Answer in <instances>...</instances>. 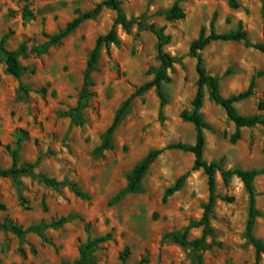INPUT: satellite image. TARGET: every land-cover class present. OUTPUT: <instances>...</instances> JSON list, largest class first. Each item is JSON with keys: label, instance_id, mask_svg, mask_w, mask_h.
I'll return each mask as SVG.
<instances>
[{"label": "rangeland", "instance_id": "obj_1", "mask_svg": "<svg viewBox=\"0 0 264 264\" xmlns=\"http://www.w3.org/2000/svg\"><path fill=\"white\" fill-rule=\"evenodd\" d=\"M104 0H0V41L27 52L21 57L23 76L7 71L0 52V167L12 165L19 150L20 167L34 165L33 173L0 178V223L12 220L27 230L22 237L0 228V264H75L88 243L108 237L89 252L86 264H254L256 249L249 237L251 197L244 182L233 176L228 184L216 173V202L212 232L202 247L184 246L170 237L188 230V240L203 236L200 225L209 201L208 177L193 171L185 186L165 201L167 190L191 170L195 156L179 149L163 152L145 175L141 188L114 203L130 181L135 166L152 150L173 144H195L194 124L181 118L192 109L198 90L197 59L192 43L209 35L215 20L218 33L243 24L248 41H215L201 52L210 75L220 78V91L231 97L246 91L255 78L254 95L236 104L247 116L263 115L264 53L250 46L264 45V0H121L126 16L164 28L171 37L164 51L176 58L163 84L166 103L157 88L135 97L112 136V147L102 152L107 130L124 103L160 67L159 39L135 26H117L119 42L104 46L91 71L89 96L77 111L85 73L98 37L112 29L117 13L104 9L85 21L61 44L53 36L75 17ZM176 3L186 17L173 22L165 13ZM202 109L204 158L222 170L264 169V126L240 129L205 89ZM23 131L28 133L23 137ZM21 139V140H20ZM42 176L65 182L52 186ZM70 183L88 197L74 192ZM260 212L253 235L264 242V174L255 180ZM65 219L64 222H61ZM35 227L31 230L30 228ZM40 229V230H39ZM129 249L122 259L123 251ZM264 264V256L260 260Z\"/></svg>", "mask_w": 264, "mask_h": 264}, {"label": "trees", "instance_id": "obj_2", "mask_svg": "<svg viewBox=\"0 0 264 264\" xmlns=\"http://www.w3.org/2000/svg\"><path fill=\"white\" fill-rule=\"evenodd\" d=\"M229 3L232 7L236 8L237 2L236 0H229ZM111 9L116 11L117 17L115 19L114 25L110 32L106 35H102L98 37L96 41L95 48L90 56V59L87 64V69L85 73V82L82 89L81 97L78 103L77 111L82 108L83 101L89 96V87H90V79H91V71L96 67L100 57L101 51L104 46H108L111 44H117L119 42L117 26H122V28L126 32H131L135 26H138L143 29L150 30L159 39V60L160 67L154 69L155 78L142 85L121 107L118 111L115 120L111 127L107 130L103 144L97 149L100 153L106 149L112 147V136L115 133L116 129L120 125L123 117L126 115L132 100L144 94L145 92L151 90L152 88H157L159 95L162 99V105L166 103L165 95L163 92V84L170 83L171 77L169 75V69L176 62V58L170 55L169 53L164 51V47L170 42L171 37L165 34L164 28H158L156 24H146L145 22L139 19H129L123 8V2L121 0H104L99 3L93 10L82 13L80 10H76V17L67 23V25L61 29L57 34L53 36H48L51 39V43L53 44H61L66 38H68L72 33H74L85 21L96 18L99 16L104 9ZM166 19L170 22L183 19L186 17V13L182 7L176 3L172 8H170L166 13ZM215 41H248V34L243 30V24L240 23L239 27L236 31L230 33L220 34L215 29V20L211 26V32L209 35H202L195 40L190 49V55L197 59V73L199 76L198 81V90L195 98L192 101V109L184 110L181 113V118L185 122H190L194 124L196 130V142L195 144H185V143H177L165 147L163 149L152 150L142 161H140L134 168L133 174L130 178L128 186L122 190L114 199V203H118L121 201L127 194L136 193L140 190L142 181L147 174L150 167L155 163L158 157L169 149H179L182 151L193 153L195 156L194 164L190 171L180 176L174 186L170 187L167 190L164 200L166 201L168 197L180 191L186 184L188 177L191 175L193 171L204 170L205 174L208 177V185L210 191L209 201L205 206V213L203 219L200 222V225L204 226L203 236L200 239H196L193 241L188 240V230L186 229L183 233H172L170 235L171 238L174 239L175 242L184 245V246H192V247H202L205 244L206 237L212 232L211 228V215L216 202V173L218 171L222 172L223 180L226 184H228L233 176H237L240 178L247 190L250 193L251 197V208H250V221L248 224V233L249 237L256 249V261L254 264H260V260L264 256V242L253 235V226L257 217L260 215L259 210L256 207V192H255V180L258 176L264 174V169H252V170H244L241 168L231 169V170H222L220 163L217 162H208L204 158V150L206 146V138H205V129L208 128V124L204 120L202 109L205 103V89L209 88L211 91V97L217 104L221 105L226 113L228 118L236 125L237 131L235 134L231 136V142L236 143L241 138L240 129L242 128H254L256 126L262 125L264 126V116L256 115V116H247L241 114L236 104L248 99L249 97L254 95L256 88L255 78L252 80L249 88L246 91H243L237 95L231 97H225L222 95L220 91V78L217 76L210 75L205 67V60L201 54L203 50H205L212 42ZM7 36L3 37L0 41V52H2L6 56V64L7 71L9 74L14 76L17 79H20L25 71V67L21 63V57L27 52V47L22 45L19 50H9L6 47ZM261 52L264 53V45H250ZM260 110H264V101L259 106ZM23 137L27 136L28 133L26 131L22 132ZM21 140V139H20ZM20 154L19 150L15 149L12 151V165L9 168H1L0 167V178H17L23 174L33 173L34 165H29L27 167H20ZM44 182L49 185L56 186L60 184H66L65 182H58L55 179H50L46 176H42ZM76 195L87 198L88 196L83 193L76 183H70ZM5 205L0 204V210H5ZM63 219L61 222H64ZM0 228L8 229L13 231L18 236L22 237L26 234L27 230H25L22 226L17 225L12 220H6L4 223H0ZM31 230L35 229V227L30 228ZM40 230V229H39ZM108 239V237L97 239L91 243H88L84 251L82 252V256L80 260H78L75 264H86V260L89 252L92 248L100 242H104ZM129 254V249H125L123 251L122 259L127 257ZM147 257L145 256L140 264H146Z\"/></svg>", "mask_w": 264, "mask_h": 264}]
</instances>
